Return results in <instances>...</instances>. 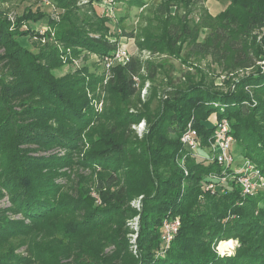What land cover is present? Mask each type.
Wrapping results in <instances>:
<instances>
[{"label": "trees", "instance_id": "trees-1", "mask_svg": "<svg viewBox=\"0 0 264 264\" xmlns=\"http://www.w3.org/2000/svg\"><path fill=\"white\" fill-rule=\"evenodd\" d=\"M45 3L59 10L57 20L27 9L10 22L0 7V197L9 203L0 212V264H31L13 246L25 245L30 255L35 236L69 214L74 219L64 230L57 222L51 227L53 234L65 231L66 246L48 253L44 264H264V190L243 195L233 181H212L219 165L192 154L185 160L187 174L177 163L185 125L191 121L206 145L214 130L206 123L214 113L227 118L242 157L264 177V0H229L215 16L203 0H159L142 34L122 30L139 52L177 56L185 45L191 55L244 72L232 88L200 74L165 89L166 99L154 106L151 92L144 101L141 90L161 68L139 54L97 74L78 67L57 75L81 52L103 61L119 41L106 37L104 12L92 0ZM193 13L197 19L188 15ZM43 23L53 37L44 32L35 51L20 42L34 34L31 26ZM91 99L102 101L101 110ZM141 121L146 131L139 136L132 126ZM74 169L90 174H76V197L57 182ZM211 181L218 183L213 191L204 189ZM90 183L100 204L89 194ZM136 216L137 230L127 222ZM170 217L180 225L161 252V223ZM229 238L238 246L220 256L213 245ZM131 248H138L137 255Z\"/></svg>", "mask_w": 264, "mask_h": 264}, {"label": "rangeland", "instance_id": "rangeland-1", "mask_svg": "<svg viewBox=\"0 0 264 264\" xmlns=\"http://www.w3.org/2000/svg\"><path fill=\"white\" fill-rule=\"evenodd\" d=\"M92 1L95 6H98L100 8V11L104 12V19L106 18V24L109 26V30L106 35L107 38H110L111 40H117L119 41L118 43L121 44L125 43V46L129 53L139 54L141 58L153 61L154 63L160 66L161 72L157 73L152 80L148 81L146 91L142 96L145 101L147 100L149 91L151 92L152 95L150 96L148 101L149 105L151 104V106L158 105L159 101L166 99V94L164 92L165 89H169L175 84H182L184 82H188L189 80L197 81L200 74H203V76L205 77V81L208 83L212 81L214 85L218 87L226 88L230 86L232 88L233 81L237 78L238 75L244 73L238 70L226 69L224 64L214 63L210 60L208 56L191 55L188 53L187 49L185 48V45L183 46V49L181 51H177V56L164 53H150L146 50L139 52L135 45L134 38L120 35L121 31L125 30L126 32H133L134 34H142L143 30L147 27V24H149L147 20H145V18H155V7L159 0H144L145 4L143 5L136 3L128 4L127 2H123L120 0ZM43 2L44 0H0V7L3 8V10L6 12V17L10 22H14L15 18L21 15V13L27 9H30L31 11H35L37 9L43 10L44 12H48V14H50L51 20H57L59 17V10L55 6L50 7L49 5H46V3L43 4ZM202 4L204 8H206V10L208 11L207 7L205 6V0H203ZM174 9L175 7H171L170 13H172ZM209 14L212 15L211 13ZM188 15L192 16L194 19L198 18V14L193 13ZM23 25L25 27L28 26L26 23H24ZM33 26L34 27L31 26V28H34V34L32 36H22L19 38V40L23 45L35 51L39 36H41L43 41L44 32L49 31L51 37H53L54 30H52L47 25V23H43L39 26L34 24ZM206 32L207 31L204 28L200 30L199 40H202L205 37ZM78 67H86L88 71L97 74L102 72L104 68V61H102L101 58L95 54L81 52L79 55H77L75 61H73L71 64L63 65L60 70H55V73L58 75L67 71H72ZM220 76H225V81H221V84H217L216 82L219 81L218 79H220ZM245 90L250 91V89L246 87ZM252 99L255 100L253 96ZM90 102L91 104H93V107L99 108V110H101L100 108L102 106V101H95L91 99ZM215 117V114L212 113L208 117L206 124L208 126H212L215 121ZM132 127L136 130L139 136L146 131V124L144 121H141L136 125H133ZM233 153L236 161L235 164L238 167L242 162L243 158L240 153V147L236 144V141L233 143ZM76 174L90 176L89 171L86 169H74L68 180L58 179L57 181L59 183L64 184V189L69 190L68 194L73 197L78 196L77 189H72V186L76 187ZM96 175L97 174H95L94 176ZM72 181H74V183ZM259 190H264V187L258 188L257 190H255V192ZM89 194L94 198V202L96 204H100V201L98 200L97 194L94 191L92 183L89 184ZM134 202L135 200L132 201V203ZM8 206L9 203L7 198L0 197V212L8 208ZM6 214L8 218H20L18 215H13L10 212H6ZM71 219H74V215L69 214L66 217L53 219L56 221L49 222L45 232L35 236L33 248H29L31 251L30 255L25 245H19L17 247L13 246L14 252L17 254H21L22 256H29L28 259L31 260V264H44L42 260H44V257L48 253L51 255H55L58 252V249L64 248L66 246V236H64L65 231H62L63 233L61 234H53L54 230L51 227L54 225V223L57 222L60 225V229L64 230V227H62V225H65ZM175 219H177L180 224V220L178 217L169 218V220L172 221ZM127 222L129 224V228L136 230L138 229L137 217L128 218ZM130 237L133 239L132 235H130ZM229 241L231 243L223 245V249L221 251L219 249L220 244L222 242L224 243ZM237 246L238 240L234 238H229L217 241L213 245V249L220 256H226L232 255ZM131 249L133 255L137 253L136 251H138V248Z\"/></svg>", "mask_w": 264, "mask_h": 264}, {"label": "built area", "instance_id": "built-area-1", "mask_svg": "<svg viewBox=\"0 0 264 264\" xmlns=\"http://www.w3.org/2000/svg\"><path fill=\"white\" fill-rule=\"evenodd\" d=\"M125 43H119L116 50L112 56H105L104 67L106 70L114 63L120 62L125 63L130 57ZM224 76H220L217 84H221ZM147 83L141 90V95L143 96L146 91ZM214 130L212 135L209 136L206 145H202L197 130L194 128L191 121H189L183 131L180 134L181 142V153L177 158V163L183 170L184 174H187L186 159L189 154H192L198 158L204 159L205 163L208 161L216 162L219 165V172L215 174H210L209 178L212 181H217L219 184L227 183L228 181H233L240 188L243 195H249L255 192L258 188L264 187V177L259 169L255 166L253 162L245 157L240 165L236 166V161L233 153V143L235 138L231 133L230 124L225 117H215L213 123ZM184 151V153H183ZM209 182L204 187L205 189H210L213 191L214 187L218 183ZM142 196L135 199L136 206L139 205V200ZM99 200V199H98ZM137 217V216H136ZM179 221L169 220L165 218L160 227V247L159 251L163 252L169 246L171 240L173 239L175 233L179 227ZM133 236L132 241L136 237V233L131 234ZM220 252V251H218Z\"/></svg>", "mask_w": 264, "mask_h": 264}, {"label": "crops", "instance_id": "crops-1", "mask_svg": "<svg viewBox=\"0 0 264 264\" xmlns=\"http://www.w3.org/2000/svg\"><path fill=\"white\" fill-rule=\"evenodd\" d=\"M228 3L229 0H205V6L212 15L218 14Z\"/></svg>", "mask_w": 264, "mask_h": 264}, {"label": "bare ground", "instance_id": "bare-ground-1", "mask_svg": "<svg viewBox=\"0 0 264 264\" xmlns=\"http://www.w3.org/2000/svg\"><path fill=\"white\" fill-rule=\"evenodd\" d=\"M228 243H231L230 241L229 242H222L221 244H220V246H219V249L222 251V249H223V245H225V244H228ZM228 248V247H227Z\"/></svg>", "mask_w": 264, "mask_h": 264}]
</instances>
